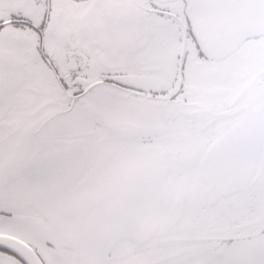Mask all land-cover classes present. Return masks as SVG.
Listing matches in <instances>:
<instances>
[{
	"label": "flooded vegetation",
	"instance_id": "1",
	"mask_svg": "<svg viewBox=\"0 0 264 264\" xmlns=\"http://www.w3.org/2000/svg\"><path fill=\"white\" fill-rule=\"evenodd\" d=\"M138 2V90L24 243L43 264H264V33L220 56L186 0Z\"/></svg>",
	"mask_w": 264,
	"mask_h": 264
},
{
	"label": "snow or ice",
	"instance_id": "2",
	"mask_svg": "<svg viewBox=\"0 0 264 264\" xmlns=\"http://www.w3.org/2000/svg\"><path fill=\"white\" fill-rule=\"evenodd\" d=\"M138 0H0V264L102 146L152 48Z\"/></svg>",
	"mask_w": 264,
	"mask_h": 264
},
{
	"label": "water",
	"instance_id": "3",
	"mask_svg": "<svg viewBox=\"0 0 264 264\" xmlns=\"http://www.w3.org/2000/svg\"><path fill=\"white\" fill-rule=\"evenodd\" d=\"M187 1L198 39L212 53L225 54L247 36L264 32V0ZM16 243L28 263L41 264L29 247Z\"/></svg>",
	"mask_w": 264,
	"mask_h": 264
}]
</instances>
